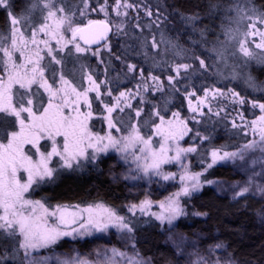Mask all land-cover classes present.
Instances as JSON below:
<instances>
[{
  "label": "snow or ice",
  "instance_id": "1",
  "mask_svg": "<svg viewBox=\"0 0 264 264\" xmlns=\"http://www.w3.org/2000/svg\"><path fill=\"white\" fill-rule=\"evenodd\" d=\"M84 4L87 8L88 0H84ZM247 4L248 7L237 4L229 8V12L235 13L240 20L246 22L247 31L243 34L244 38L238 41V51L248 60L256 59L259 63H264V11L254 6V0H247ZM106 5L107 0H104V4L99 6V11L104 12L105 16L108 14ZM0 7L10 8L9 0H0ZM37 7L41 11L38 21L33 19L32 15L17 17L9 11L8 30L0 32V115L4 118L13 117L17 128V130L6 132L4 139L7 143L0 142V242H10V245L0 243V248L3 249V253L0 254V264L7 260L18 259L19 264H47L48 258H37L32 255V252L56 245L63 237L91 235L93 230L104 232L110 227L116 228L131 238L134 229L127 218L118 215L114 209L102 203L89 204L81 208L79 204L49 205L43 199L29 198L36 187L46 179L53 178L54 173L59 169L79 168L82 162H94L100 153H105L109 149L125 154L130 153L133 161L137 163V168L144 175L159 176L165 181L175 179L177 173H165L162 166L172 162L180 164L183 170L179 175L181 187L164 200L157 202L161 209L159 213H150L161 222L167 221L171 224L173 220L184 215L181 198L190 196L192 192L202 187L200 177L203 173H190L188 165L182 160L185 154L196 152L197 148L195 145L184 148L179 144V141L192 131L188 127V119L182 117L179 111L172 112L171 117L165 119L161 111L155 109L152 115L158 119L159 123H153L151 135L142 134L138 124L130 125L126 135L117 137L112 134L113 130L120 132V128L117 127V118H114L112 114L117 110L124 111V108L120 106L122 102L140 96L141 88L144 91L151 89L154 92H163L165 82L151 73L145 77L144 70L139 69L141 83L136 85L137 91L135 93L131 90L122 91L115 97L116 103L111 106L104 105L107 113L104 119L107 121L109 131L104 135L93 132L89 124L93 118L89 93H96L95 98L99 100L101 84L106 82H97L91 74H87L84 78L88 86L77 85L65 75L62 68L58 73L56 71L51 73V82H49L50 78L46 75V70L52 62L56 65L63 63L61 59L53 55L54 52L64 51L68 45H72L77 54L85 53L90 50L91 45L105 40L111 27L107 20H89L87 24H79L74 19L76 13L66 11L63 4L58 6L56 0H39L38 3L32 4L28 11L32 13ZM121 7L132 8L134 5L127 3V0L123 3L122 0H115L117 15H127L126 12L119 11ZM176 11L188 24L195 25L200 20L198 13ZM146 14L151 17L153 12L148 9ZM80 15H85L83 10L80 11ZM159 19L160 13L157 10V21ZM122 27L121 24L116 25L117 30ZM193 30L200 31L202 37L205 35L204 29L194 28ZM68 33L70 36H66ZM230 33L231 29L226 32V35L229 39H233ZM52 41H55L56 48H53ZM81 41L84 46H81ZM160 43H168L173 49H178L177 56L182 57L186 51L171 41H165L163 34L159 42L155 36L152 37L153 49H158ZM193 43H199V41H193ZM250 44L260 52L255 53ZM98 51L93 54H98ZM209 51L215 52L218 60L224 59L223 51L216 48ZM69 55H71V49H69ZM45 56L51 57L48 64L43 63ZM189 58L198 63V68L193 63H176L170 66L173 74L168 75L166 80L175 91H179L175 85L181 79L182 73L184 76L190 72L195 74L197 71L203 74L213 67L201 56L193 54ZM127 67L129 73L137 70L135 64H129ZM232 78L238 79V74L234 73ZM245 83L249 88L260 89L250 74L246 76ZM33 85L47 93L46 105L38 92L32 90ZM17 86L24 91L20 93ZM202 92V95H198L195 89L185 91L191 113L203 115L205 107L208 112H212L211 105L213 101L218 100H227L233 105L240 106L250 104L253 109H259L260 115L251 121H247L242 112H237L242 124H237L234 119L232 127L248 128L254 136L259 137L258 140L253 139L244 145V151L259 150L264 154V102L241 96L233 88L225 91L215 85L203 87ZM106 94L111 96V90ZM83 107L88 110L82 111ZM126 107L131 108L132 105L126 103ZM223 110L224 108L217 110L215 115L219 116ZM142 112V108L136 109V117H140ZM191 119L195 120V115ZM153 137L160 138L159 147H154ZM196 137L201 140L210 139L209 136H202L199 132L193 139ZM41 141L45 143L41 144ZM48 141L51 144L50 150H47ZM26 145L30 146L29 151H32V155L25 151ZM137 151L140 155H137ZM173 151L175 154L169 155ZM244 151L227 152L223 151V148L213 149L211 163L204 171L212 168L219 161L235 159L238 156L243 160ZM54 157L58 158L56 161L58 168L50 167ZM141 161L143 163H140ZM257 162L254 160L253 164ZM21 173H26V179L21 177ZM207 183L211 184L213 181H207ZM253 188L256 193L264 196V185L255 183L250 177L247 184L235 192V197H243L252 192ZM152 204L153 201L146 198L139 204H130L128 211L133 215L137 211L148 215ZM84 213L87 214L86 217ZM197 215H206V213H197ZM77 224L79 227L74 226ZM224 247L223 244H216L211 251L215 252ZM21 251H23V258L19 256ZM112 255L124 258L126 264H150V261L144 260L138 252L128 256L127 253L120 252L118 249H112ZM58 264H91V262L87 259H76L60 261ZM197 264H235V262L230 257L225 260L216 257L211 261L200 257Z\"/></svg>",
  "mask_w": 264,
  "mask_h": 264
},
{
  "label": "trees",
  "instance_id": "2",
  "mask_svg": "<svg viewBox=\"0 0 264 264\" xmlns=\"http://www.w3.org/2000/svg\"><path fill=\"white\" fill-rule=\"evenodd\" d=\"M135 6L150 9L153 17L139 21V27L135 20L130 22L121 33H114L110 39V49L101 50L100 55L91 53H75L71 49L59 52L57 59L62 60V65L51 63L47 69V76L51 81V73H57L63 69L65 75L74 84L86 86V75L91 74L101 84L102 97L97 100L96 94L92 95L96 118L93 120L95 131L105 130L103 118V103L111 104L115 96L122 91L136 87L140 83L139 69L144 70L147 77L149 73L159 76L165 82L163 92L150 93L143 104L136 103L132 110H126L123 114H116L117 121L125 131L128 124L136 120L135 110L143 109L138 117V125L141 132L148 136L152 132L153 123H157L152 115L155 109L161 111L165 118L171 117L172 112L179 111L182 116L189 115L185 91L195 89L198 95H202V88L215 85L227 90L233 88L248 99H256L264 102V63L256 59L248 60L239 53L238 41L243 39L246 22L229 12L230 6L237 4L248 7L247 0H128ZM11 7H0V32H7L9 11L17 17L32 15L33 19L39 20L40 8L37 7L30 13L29 8L39 0H9ZM57 5L63 4L68 12L79 13L84 7V0H57ZM104 0H88V7L98 9ZM107 5H115V0H107ZM254 6L264 11V0H254ZM157 10L160 19L157 21ZM198 13L200 20L195 25L188 24L177 14ZM93 19H97L94 17ZM80 24H86L81 22ZM151 25V27H148ZM204 29L202 37L200 31ZM231 29L233 39H229L226 32ZM161 34L165 41H171L185 49L184 55L177 56L176 51L168 43H160L158 49L151 47L152 37L159 42ZM199 41V43H193ZM216 48L223 51L224 59L218 60L215 52L209 51ZM96 48L93 50H98ZM147 53V55H145ZM193 54L205 58L213 65L207 73H189L182 77L175 87V91L167 84V76L173 74L170 66L176 63H193L198 68V63L190 59ZM51 61L47 57L45 64ZM247 61V62H246ZM135 64L137 70L129 73L128 65ZM219 73V74H217ZM238 74V79H233V74ZM251 75L260 86V89L249 88L245 83L247 75ZM38 92L39 97L47 104V96L43 89L34 86L32 89ZM82 90V89H81ZM111 90L112 95L106 93ZM102 101V102H101ZM239 111L247 119H255L260 115L259 109H253L250 104L239 106ZM192 135L186 143L195 145L196 152L191 155V168L195 172H204L202 179L211 180H235L238 174L232 167L214 165L207 171L204 169L210 162V154L213 149L235 150L250 141V136L243 128H233L231 121L225 116H206L200 124H194ZM17 130L14 118H4L0 115V141L4 139L6 132ZM199 132L202 136H209L208 140L196 137ZM119 169L112 157H101L97 161L88 163L81 169H63L58 171L52 180L42 184L31 192L35 199H43L49 205L55 204H79L82 206L102 203L127 218L134 229L135 243L142 255L149 257L154 264H172L176 260V253L172 246L166 243L162 232L161 223L152 216L131 215L128 211L129 186L124 180L115 177ZM185 215L179 220L178 228L188 235H194L197 231H210L211 239L216 234L221 238L233 253L244 263L264 264V224L258 222L255 217L256 211L262 208V202L253 197H242L232 200L216 192L213 186L206 184L202 187L199 195L193 199L184 198ZM206 213V215H197ZM10 245L9 241H2ZM68 241L61 240L55 245L56 248H67ZM77 246L85 247L81 242ZM3 249L0 248V254ZM23 258V251L19 254ZM3 264H19L16 261L7 260Z\"/></svg>",
  "mask_w": 264,
  "mask_h": 264
},
{
  "label": "rangeland",
  "instance_id": "3",
  "mask_svg": "<svg viewBox=\"0 0 264 264\" xmlns=\"http://www.w3.org/2000/svg\"><path fill=\"white\" fill-rule=\"evenodd\" d=\"M56 2H57V0H56ZM123 2H124V0H122V3ZM127 3H130V2L127 0ZM106 9H107V13H108L107 16H105L104 12L99 11V8L96 9V11H93V9H91L89 7H87V8L84 7L82 10L84 11L85 15L81 16L80 12L76 13L74 19L79 24L83 21L86 22V24H87L89 20H96V19H93L94 17H96L99 20H107L108 22H110L114 26L115 33H121L128 26V24L130 22L135 20L134 21L135 24L139 25L140 24L139 21L141 20L142 16H144V18H147V17L150 18V16H148L146 14L147 9L144 7H141V6H135L134 5V7H132V8L121 7L119 9V11L121 13L126 12L127 15H117L115 5H113V6L106 5ZM151 17H153V15ZM118 24L123 25V27L120 30H117V28H116V25H118ZM245 31H247V29ZM66 36H70V33L66 34ZM243 38H244V36H243ZM51 44H52L53 48H56L55 41H52ZM81 46H83V45L81 44ZM249 46L252 48V50L255 53L260 52L259 49H255L254 45L250 44ZM67 49H72L75 52V49L72 45H68V48L64 49V51ZM109 49H110V42H108L106 45H104L100 49H98L99 51H98V54H96V55L99 56L101 50H109ZM61 52H63V51H61ZM96 52H97V50L90 49L89 51H87L85 53L93 54ZM57 54H59V52L53 53V55H55L56 58H57ZM42 55H43V53H42ZM47 57H49V56H45V60ZM49 58H51V57H49ZM45 60H44V62H45ZM46 75H47V70H46ZM49 82H51V81L49 80ZM85 82H86L85 87H87L88 86L87 80ZM140 83H141V80H140ZM34 86H36V85H33V87ZM17 89L20 93H22L24 91L23 89H19L18 86H17ZM130 90L132 91V93H135L137 91V88L135 87V88L130 89ZM100 91H101V97H102V90L100 89ZM123 92H128V90L123 91ZM157 92L158 91L154 92L151 89L148 91H144L143 88H141L140 89L141 95L137 96L135 99H130L127 102H122L120 106L122 108H124V111L120 112L119 110H117L116 112H114L112 114L113 117L116 118V114H123V113H125L126 110H132L136 103H139V105L143 104V102L146 100L147 96L150 93H157ZM45 94L47 96V93H45ZM93 94H96V93H94V92L89 93V99L92 103V111H93V118L89 122V124H90L91 130L93 132H97L100 135H104L105 133H107L109 131L107 121L105 119H104V121H105L106 127H105L104 131H99V130L95 131L93 129V120L97 116L95 111H94V104L92 101V95ZM117 96H115V97H117ZM115 97L113 99V102L111 104H109V106L116 103ZM47 99H48V97H47ZM126 103H130L132 105V107L131 108L126 107ZM104 105H105V103H103V107H104ZM187 105H188V100H187ZM239 106L240 105H238V104L233 105V104L229 103L227 100H218V101H213V103L211 105V107L213 109L212 112H208L207 107H205L203 109V113H204L203 115H201L200 113H195V114L191 113L190 110H189V115L187 117H184L181 115L182 117L188 119V127L190 129H192V131L189 132L188 135L184 136V138L179 141L180 146L184 147V148L193 146V145L186 143L187 139L192 135V132L194 130L193 125L194 124H200L203 121V119L208 115L217 116V115H215V112L221 108H224V110L220 112L219 116L223 115L225 117H228V119L231 121V123L235 119L237 124H242L239 117L237 116V112H240L238 109ZM87 110L88 109L86 107L82 108V111H87ZM103 111H104V113H103V118H104V116H106L107 113H106L105 109H103ZM193 115H195V117H196L195 120L191 119V117ZM135 118H136L135 121H133L131 124H128L127 129L132 124H138V121H137L138 117H135ZM169 118H165V119H169ZM245 119L247 121L253 120V119H247L246 117H245ZM157 123H159V121ZM117 127L120 128V132H116L115 130H113L112 131L113 135L119 137V136L127 134V129L124 131L122 129V127L119 125L118 121H117ZM241 128H243V127H241ZM243 129H244L245 133L250 136V141L253 139H257V140L259 139L258 136H254L251 133L250 129H248V128H243ZM159 140H160L159 137H153L154 147H159V143H158ZM0 142H2V141H0ZM3 143H7V142H3ZM44 143H45V141H41V144H44ZM47 144H48L47 150H50V146H51L50 141H48ZM243 146L238 148V149H235V150H223V151L241 152V151H244ZM29 147L30 146L26 145L25 151L29 155H32V151H29ZM130 152H131V150H130ZM174 154H175L174 151L169 153V155H174ZM192 154L193 153L185 154V156L182 158V160H183L184 164L188 165V171L190 173H197V172L193 171L191 168L190 158H191ZM137 155H140V153L138 151H137ZM101 157H112L115 160L116 166L119 167L117 172H115V177L120 179V180L126 181V183L128 184V186H129V200L127 203V207L133 203L139 204L140 201H142L146 198L153 201V204L149 210L148 215L141 214L139 211H137L135 215L151 216L150 215L151 212L159 213L161 211V209L159 208V205L157 202L164 200L165 197L169 196L173 192L178 191L179 188L181 187L179 175L182 174L183 170H182L180 164L177 162H172V163L165 164L162 166L163 171L165 173H168V172L177 173V176L175 179L165 181L159 176H155V175H151V174H149L147 176L144 175L143 172L137 168V163L133 161L130 153L125 154V153L117 152L114 149H109L105 153H100L98 155V158L95 161H97ZM33 158L35 159L36 157H33ZM57 160H58V158L54 157L52 163L50 164V167L58 168V164L56 163ZM254 160H256L258 162L253 164ZM88 163H92V162H82L81 167L74 168V169L75 170L81 169L83 166H85ZM140 163H143V161H141ZM209 163H211V154H210V162ZM214 165H225V166L232 167L235 170V172L238 174V178L235 180H231V181L230 180H224V179L211 180V181H213V183H211V184L205 182L202 179L203 175L200 177L202 187L206 184H209V185L213 186L214 189L216 190V192L222 196H226L232 200L242 198V197H235V192L239 191L241 187H244L247 184V182L249 181L250 177L254 179L255 183L264 185V154H262L259 150L244 151V159L243 160H241L238 156L235 159L219 161ZM60 170H63V169H59L58 171H60ZM56 173H54V176ZM201 173L204 174V172H201ZM21 177L26 179V173H21ZM131 177H136V178L132 179ZM52 179L53 178L46 179V181L41 183L40 185L48 183ZM202 187H200L199 190L192 192V194L190 196L182 197L181 198L182 206L184 207V205H183L184 198L193 199L195 196L200 194ZM243 197H253V198L258 199L259 201L262 202V204H263L262 208L258 209V211H256L255 217L258 220V222L264 224V196H261L260 194L256 193L255 188H253L252 192L245 194V196H243ZM29 198L35 200V198H33L31 195ZM87 206L88 205H85V206L80 205L81 208H84ZM107 207H109V206H107ZM184 210H185V207H184ZM70 211H75V209H70ZM117 214L120 215L118 212H117ZM130 214L133 215L132 213H130ZM83 215L85 217L87 216L86 213H84ZM184 215L173 220L171 224H169L167 221L161 222L160 220H158L162 225V232L165 236L166 243L169 244L170 246H172L175 253H176V260L172 264H197L200 257H204L205 259H207L209 261L215 259L216 257H220L221 260H225V259H228L230 257L235 262V264H246L245 262L243 263L242 260H240L233 253V251L228 247V245L221 238H219L216 234H214L212 236L213 239H211V237H210L211 232L210 231H197L194 233V235H188L185 232L181 231L178 228V222ZM152 217L155 218L154 216H152ZM74 226L79 227L78 224L74 225ZM61 240H67L68 241L67 248L59 249V248H56L55 245H53V246H50L48 248L34 250L32 252V255L37 257V258H48L47 264H58V262H60V261H64V260L74 261L76 259H87L88 261L91 262V264H126V260L124 258L119 257V256L113 257L112 249H118L120 252L127 253L128 256H133V255H135V253L138 252L140 257H142L144 260L150 261V264H154L153 261L149 257L142 255L141 252L139 251V249L137 248V245L135 243L134 232L131 234V238H128V236H126L124 233H121L116 228L110 227L107 231H104V232H97V231L93 230L91 235H83V236L77 235V236H75V238L63 237ZM77 241L81 242L83 245L84 244L86 245L88 243V245L82 248V247L76 245ZM133 244L135 245L134 248H133ZM216 244H223L225 247H224V249H219V250H216L215 252H212L211 249Z\"/></svg>",
  "mask_w": 264,
  "mask_h": 264
},
{
  "label": "water",
  "instance_id": "4",
  "mask_svg": "<svg viewBox=\"0 0 264 264\" xmlns=\"http://www.w3.org/2000/svg\"><path fill=\"white\" fill-rule=\"evenodd\" d=\"M96 20H99V19H96ZM110 27H111V30L108 32L107 34V38L105 40H102L99 42V44H93L90 46V49H96V48H101L102 46L106 45L110 39L113 37L114 33H115V29H114V26L108 22ZM81 44L83 45V42L81 41ZM84 46V45H83Z\"/></svg>",
  "mask_w": 264,
  "mask_h": 264
}]
</instances>
